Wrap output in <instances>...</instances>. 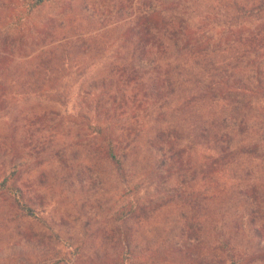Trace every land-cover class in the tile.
Segmentation results:
<instances>
[{
  "label": "trees",
  "instance_id": "trees-1",
  "mask_svg": "<svg viewBox=\"0 0 264 264\" xmlns=\"http://www.w3.org/2000/svg\"><path fill=\"white\" fill-rule=\"evenodd\" d=\"M48 1L0 9V110L1 65L40 49L28 72L48 80L62 61L101 49L98 76L79 83L66 115L70 129L121 177L145 139L152 177L175 176L192 208L173 244L180 264H264V0H115L101 14L116 17L107 55L105 43L97 49L91 37L67 34L62 18L74 10L71 0L33 21ZM16 181L4 178L0 191L35 216ZM153 206L130 200L119 223L148 218ZM127 236L120 235L125 247Z\"/></svg>",
  "mask_w": 264,
  "mask_h": 264
},
{
  "label": "rangeland",
  "instance_id": "rangeland-1",
  "mask_svg": "<svg viewBox=\"0 0 264 264\" xmlns=\"http://www.w3.org/2000/svg\"><path fill=\"white\" fill-rule=\"evenodd\" d=\"M21 1L0 0L2 14ZM59 1L49 0L33 21L56 15ZM71 2L74 10L62 18L67 34L81 32L95 40L92 46L97 49L105 43L107 55L113 49L116 17L101 14H107L115 0ZM39 51L1 65L7 91L0 110V181L16 177L35 216L0 191V264H180L173 244L179 240L183 215H190L192 208L183 204L175 176L154 178L155 167L141 138L127 176L121 177L96 146L81 134L77 138L68 124L66 115L79 83L100 72L101 49L96 57L62 61L59 74L48 80L28 72L37 67L32 56ZM136 199L153 202L149 217L120 224L121 206ZM124 233L126 247L120 244Z\"/></svg>",
  "mask_w": 264,
  "mask_h": 264
}]
</instances>
